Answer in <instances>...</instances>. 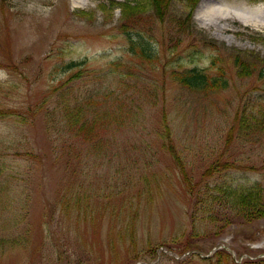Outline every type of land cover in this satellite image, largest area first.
Listing matches in <instances>:
<instances>
[{
	"label": "rangeland",
	"instance_id": "obj_1",
	"mask_svg": "<svg viewBox=\"0 0 264 264\" xmlns=\"http://www.w3.org/2000/svg\"><path fill=\"white\" fill-rule=\"evenodd\" d=\"M116 1L149 12L142 0H0V225L17 218L0 228V264H264V217L193 219L187 181L200 197L231 179L264 187V114L258 132L235 121L246 103L264 109V78L235 65L264 63V1L200 0L187 36L176 22L189 7L173 0L131 31L147 32L153 62L131 50ZM200 3L232 11L207 24ZM221 65L229 85L209 94L173 78ZM77 100L123 103L129 118L86 141L66 118Z\"/></svg>",
	"mask_w": 264,
	"mask_h": 264
},
{
	"label": "trees",
	"instance_id": "obj_2",
	"mask_svg": "<svg viewBox=\"0 0 264 264\" xmlns=\"http://www.w3.org/2000/svg\"><path fill=\"white\" fill-rule=\"evenodd\" d=\"M142 1L149 5L148 14L145 9L143 10V8L139 7L140 3L137 4L138 1H136V4L133 6L132 1H116L112 4V6L122 9L123 19H127V21H123L124 24L132 27L125 30L129 34L128 39L132 44L131 50L140 59L153 62L157 60L158 53L155 50L152 41L147 38V32L143 30H136V33H132L131 31H134V29H136L135 27H143L149 22H153L157 18L163 20L166 17L170 4L173 0ZM183 1H185L186 5L189 7V11L186 15L177 19L176 28L180 30V33L186 34L188 36L191 35V33H193L195 30L193 25V14L200 0ZM253 1L261 2L264 0ZM124 27L125 25H123V28ZM132 34H135L134 38H132ZM237 56L235 59V65L241 68L240 76H249V74L257 71L258 76L260 78H264V63H258L260 65L259 69H252V67H250L247 62H244L243 60L240 61L239 57ZM173 78L185 88L198 91L199 93L205 92L206 94H209V92L212 91H220L229 85V79L226 76V70L222 65L215 73L209 72L206 68H198L197 66L189 67L188 69L186 68L183 70H173ZM255 101L246 103L243 108L240 107L237 109V114L235 117L237 132L248 134V131H259L261 124L256 112V108L260 110L262 114H264V109ZM93 103L95 105H93ZM118 105L122 110L120 112H117L116 110L115 112L111 113L110 107L106 104L104 105L103 103H97L96 101L93 102L92 100H87L84 102L77 100L73 107L67 108L66 118L68 125L72 131L77 132V135H83V139L86 141H92L94 140V137L99 138V135L107 134V132L112 128L113 124L117 121L120 122L129 118L127 112H130V107L125 108L123 103ZM3 115L4 114L0 109V117ZM124 123L125 122H123V124ZM168 132V135L171 136L170 131ZM98 141H100V139H98ZM94 145L97 146L98 143H94ZM99 150L101 149L99 148ZM170 150L173 151V155L176 156L172 146L170 147ZM175 156L174 158H176ZM176 159L180 161V158ZM212 168L215 170V167ZM187 181L189 186H191V188H189V197H192L191 199L194 203L195 209L194 213L192 214L193 219L196 217L197 213L202 212L204 215L201 216L204 219L205 217L207 218L209 216L208 218H210L212 222L220 224L223 223L224 225L222 226H225L224 228H226L228 224H249L250 221L264 217V187L260 183L245 185L243 182L236 183L235 179H231V182L226 181L217 183L214 189H205L203 197H200L196 196L194 193V187L191 185L193 184V181L191 179ZM1 193L2 192L0 191V194ZM4 198H6V196L0 195V216H2L1 214L3 208H6L8 205H4V203L1 201ZM76 206L80 210L82 205L78 202ZM69 207L70 205L67 204V208ZM5 221L6 220L2 221L0 228L4 226L3 228L11 230L15 227L17 218L14 217V219H12L10 222ZM2 239L3 241L1 246L3 248L6 246V242L10 243V241L6 237H0V240ZM11 247L13 248L14 246L11 245ZM227 256L229 255L227 254Z\"/></svg>",
	"mask_w": 264,
	"mask_h": 264
},
{
	"label": "bare ground",
	"instance_id": "obj_3",
	"mask_svg": "<svg viewBox=\"0 0 264 264\" xmlns=\"http://www.w3.org/2000/svg\"><path fill=\"white\" fill-rule=\"evenodd\" d=\"M199 13L201 14L200 19L206 21L207 24H209L212 21L217 20L219 17H228L229 12L232 11L230 8V5H222V4H208L205 5L203 3L199 4ZM238 17H242L241 14L237 13ZM211 20L208 22V20Z\"/></svg>",
	"mask_w": 264,
	"mask_h": 264
}]
</instances>
